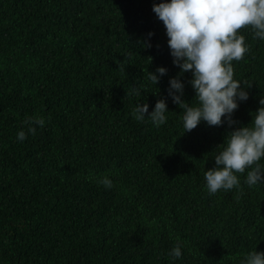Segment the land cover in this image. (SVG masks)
Here are the masks:
<instances>
[{"label": "trees", "instance_id": "1", "mask_svg": "<svg viewBox=\"0 0 264 264\" xmlns=\"http://www.w3.org/2000/svg\"><path fill=\"white\" fill-rule=\"evenodd\" d=\"M161 2L0 0V264H241L264 252V183H244L248 169L239 189L210 195L204 176L260 107L264 40L239 32L249 51L234 79L251 84L239 123L184 134L168 97L180 69L152 10ZM158 67L167 74L153 85ZM191 79L181 77L183 99L196 106ZM165 97V124L135 119L137 104L150 113ZM30 116L45 125L20 141Z\"/></svg>", "mask_w": 264, "mask_h": 264}, {"label": "clouds", "instance_id": "2", "mask_svg": "<svg viewBox=\"0 0 264 264\" xmlns=\"http://www.w3.org/2000/svg\"><path fill=\"white\" fill-rule=\"evenodd\" d=\"M152 10L165 26L173 64L180 69L169 80L168 97L183 110L184 134L202 121L209 126L227 122L229 128L239 123L232 118L233 113L239 102L248 100L247 89L251 84L234 79L232 62L242 60L249 51L245 36L239 34L241 29L251 27L254 38L264 40V0H164L154 3ZM152 35L148 33L149 37ZM141 46L150 48L151 44L145 40ZM149 59L151 62L152 58ZM187 72L192 74L189 83L195 92L196 106L183 99L185 85L181 77ZM166 74L165 67H158L155 72L148 71V80L157 85ZM126 95L139 96L141 89L132 87ZM166 100L167 97L157 100L150 113L147 103L137 104L133 110L135 119H150L156 127L165 124ZM259 104L256 112L250 113L251 122L235 127L227 133L223 144L216 147L222 150L215 156L214 166L204 174L210 195L222 189H239L238 174L248 169L244 183L249 187L264 183V166L259 163L264 157V97L259 99ZM23 123L26 131L18 132L20 141L27 139L28 134L34 135L37 126L44 127L45 119L30 116ZM100 183L106 189L112 187L107 177ZM169 255L180 258L181 245L178 243ZM241 264H264V252H249Z\"/></svg>", "mask_w": 264, "mask_h": 264}]
</instances>
